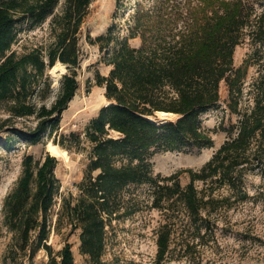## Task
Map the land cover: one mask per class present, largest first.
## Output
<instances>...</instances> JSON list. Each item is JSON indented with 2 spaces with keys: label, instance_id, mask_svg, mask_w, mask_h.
<instances>
[{
  "label": "trees",
  "instance_id": "1",
  "mask_svg": "<svg viewBox=\"0 0 264 264\" xmlns=\"http://www.w3.org/2000/svg\"><path fill=\"white\" fill-rule=\"evenodd\" d=\"M93 1L0 0V105L8 114L0 120L1 146L11 149L17 140L37 145L50 139L69 149L65 138L58 142L53 137L80 88V34ZM253 1L262 12L245 0H155L149 7L138 3L128 37L115 35V25L106 35L87 36L111 67L108 76L96 74V85L105 88L111 104L103 106L87 127L93 147L77 198L62 196L56 157L25 156L21 176L3 204L4 225L13 235L16 257L33 261L46 250L48 264H75L70 244L58 253L48 245L53 231L69 227L70 233L81 232L80 253L92 264H101L107 228L134 213L124 201L133 186L150 187L151 209L188 216L197 236L216 225L207 219L200 222L205 213L229 211L249 199L248 177L264 178V0ZM120 4L117 0V9ZM48 20L53 37L49 46L13 51L24 26L34 30ZM134 39L141 41L139 47L130 44ZM246 42L251 52L236 68V49ZM57 63L70 73L62 76L55 92L48 72ZM251 67H257V75L245 93ZM223 82L228 107L239 118L229 128L219 126L228 140L198 171L156 175L152 159L158 154L213 147L202 116L219 106ZM245 96L252 105L243 109ZM157 113L176 119L164 124L151 121ZM20 120L24 127L17 126ZM31 120L34 126L27 125ZM70 137L80 143L79 135ZM184 173L190 179L186 186L180 182ZM199 183L207 189L199 191ZM222 189L229 194L222 197ZM157 244L155 264H162L170 249L169 229Z\"/></svg>",
  "mask_w": 264,
  "mask_h": 264
},
{
  "label": "rangeland",
  "instance_id": "2",
  "mask_svg": "<svg viewBox=\"0 0 264 264\" xmlns=\"http://www.w3.org/2000/svg\"><path fill=\"white\" fill-rule=\"evenodd\" d=\"M155 0H121V8L117 9V0H94L90 12L82 26L80 34V48L83 54L81 68L78 70L80 88L76 97L70 103L68 110L63 114L60 129L53 139L58 142L65 138L69 149L55 145L52 140H44L37 145H30L25 141L17 140L11 149L0 145V264H48L49 256L46 250H41L33 261H23L16 257L13 235L4 225L3 204L7 194L15 187L22 173V164L25 156L32 155L40 160L46 154H52L49 145L56 146L61 152L57 157L58 167L56 175L61 183L63 197L80 195L79 185L83 181L90 162L92 144L86 137L89 123L94 119L100 109L109 104L105 97V88L96 85V74L108 76L111 67L104 63L103 54L99 46H92L87 41L90 35L93 39L106 35L109 28L115 25L114 34L120 38L130 35L132 25L131 16L138 3L149 7ZM254 4L259 12L263 8L253 0H245ZM49 20L40 28L28 30L24 26L13 46V51H24L40 46H49L53 42L50 33ZM133 47H139V39L130 40ZM251 45L245 44L237 47L235 52V67H240L247 55L251 52ZM58 64V63H57ZM70 73L66 68L57 77L48 72L54 83L55 92L58 91L62 76ZM257 75V67L249 69L245 84V93ZM89 90V91H88ZM56 95V94H55ZM55 100L50 99L48 105ZM229 93L225 82L221 85V102L219 106L202 116L203 127L214 141L209 149H193L186 153L168 152L153 157V169L156 175L171 176L179 171L193 169L200 170L215 154V152L228 140V135L218 130L220 125L229 128L238 122V116L232 114L229 107ZM252 105V101L245 96L241 104L244 109ZM8 118L2 105H0V120ZM164 117L157 115L154 121L158 122ZM169 120L176 119L169 116ZM24 121H18V127H24ZM34 121L27 122L34 126ZM71 134L80 136V143L70 137ZM113 137H118L112 133ZM96 175V174H95ZM182 186L189 182L188 174L180 176ZM249 199L238 203L229 211L202 216L216 224L211 230L203 229L197 236L196 227L192 220L181 213L172 217L161 211L151 209V190L148 185L131 187L124 195L126 207L132 213L120 220L112 222L107 228L106 247L101 264H155L158 253L159 236L170 230V249L166 260L162 264H264V178L260 175L249 176L246 181ZM201 191L206 188L202 183L197 184ZM222 197L229 194L228 189L219 193ZM62 197L58 199L55 213L59 209ZM171 216V217H170ZM57 217L54 215V222ZM168 225V226H166ZM80 230L70 233L69 227H63L60 233L53 231L48 245L55 253L60 252L66 244H70L75 264H92L89 257L80 253ZM15 251V252H13Z\"/></svg>",
  "mask_w": 264,
  "mask_h": 264
},
{
  "label": "bare ground",
  "instance_id": "3",
  "mask_svg": "<svg viewBox=\"0 0 264 264\" xmlns=\"http://www.w3.org/2000/svg\"><path fill=\"white\" fill-rule=\"evenodd\" d=\"M66 69V66L61 64V63H58L53 69H52V75L54 77H57L60 73H63ZM160 115L163 116H170V114H167V113H161ZM152 120H154V118H152ZM49 149L52 151V154L54 156H61V152L57 149L56 146H53L52 144L49 145Z\"/></svg>",
  "mask_w": 264,
  "mask_h": 264
},
{
  "label": "water",
  "instance_id": "4",
  "mask_svg": "<svg viewBox=\"0 0 264 264\" xmlns=\"http://www.w3.org/2000/svg\"><path fill=\"white\" fill-rule=\"evenodd\" d=\"M111 103H109L108 105H110ZM107 105V106H108ZM161 113H157V115H160ZM167 114H169V113H167ZM162 116V115H161ZM170 116H173V114H170ZM164 118L162 119V120H159L158 121V123H160V124H164V123H166V122H168V121H170L169 119H168V117L169 116H163ZM151 121H153V122H155L154 120H152V119H150Z\"/></svg>",
  "mask_w": 264,
  "mask_h": 264
}]
</instances>
